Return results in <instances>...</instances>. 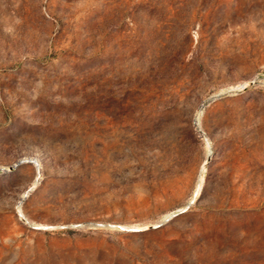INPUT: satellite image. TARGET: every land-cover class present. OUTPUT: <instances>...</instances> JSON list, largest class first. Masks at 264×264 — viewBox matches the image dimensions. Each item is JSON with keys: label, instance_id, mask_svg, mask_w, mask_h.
Returning a JSON list of instances; mask_svg holds the SVG:
<instances>
[{"label": "rangeland", "instance_id": "1", "mask_svg": "<svg viewBox=\"0 0 264 264\" xmlns=\"http://www.w3.org/2000/svg\"><path fill=\"white\" fill-rule=\"evenodd\" d=\"M0 264H264V0H0Z\"/></svg>", "mask_w": 264, "mask_h": 264}, {"label": "water", "instance_id": "2", "mask_svg": "<svg viewBox=\"0 0 264 264\" xmlns=\"http://www.w3.org/2000/svg\"><path fill=\"white\" fill-rule=\"evenodd\" d=\"M159 227H160V225H158V226H156V227H152V228H154V229H155V228H159Z\"/></svg>", "mask_w": 264, "mask_h": 264}]
</instances>
